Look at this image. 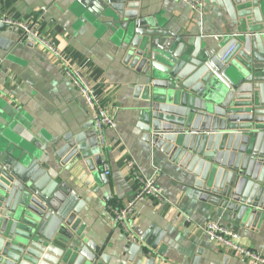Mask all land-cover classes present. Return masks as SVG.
Masks as SVG:
<instances>
[{"label":"water","instance_id":"obj_1","mask_svg":"<svg viewBox=\"0 0 264 264\" xmlns=\"http://www.w3.org/2000/svg\"><path fill=\"white\" fill-rule=\"evenodd\" d=\"M232 28L201 47L161 32L137 0H85V10L124 44V60L140 76L137 128L151 151L182 171L186 188L212 206L234 232H264V0H207ZM0 22V33L6 31ZM13 43L0 36V50ZM0 109V264H108L85 237L84 201L55 180L73 160H102L90 127L39 149L6 122ZM4 116V117H3ZM165 231L152 226L128 244L129 255L156 250ZM201 253L197 252L195 263ZM224 258L222 264H226Z\"/></svg>","mask_w":264,"mask_h":264},{"label":"crops","instance_id":"obj_2","mask_svg":"<svg viewBox=\"0 0 264 264\" xmlns=\"http://www.w3.org/2000/svg\"><path fill=\"white\" fill-rule=\"evenodd\" d=\"M137 2L150 29L161 32L160 44L168 40L170 45L178 36L182 42L200 39L203 47L210 37L232 28L228 15L207 0L200 10L179 0ZM84 6L85 0H0V19L37 22L40 36L67 62L83 68L115 118L116 130H105L101 161L97 163L92 156L89 164L73 160L56 168V182L65 183L85 202L80 215L85 237L102 248L108 264H222L224 258H228L226 264H249L205 237L203 227L208 222L227 226L229 220L186 188L182 171L152 152L144 141V133L137 128L140 76L124 60V44L109 32L104 19H93ZM0 36L13 43L6 52L0 50V109L7 112L6 122L1 123L47 151L52 150V141L61 142L67 134L90 127V114L64 76L62 62L14 30L6 29ZM89 130L95 136L93 125ZM130 160L144 175L156 179L166 198L163 203L140 200L139 216L133 219L137 244L151 226L164 230L165 237L156 250L144 246L132 257L125 233L112 225L106 206L123 207L137 193L128 168ZM237 234L244 248L264 257V232L241 229ZM198 251L201 255L195 263Z\"/></svg>","mask_w":264,"mask_h":264},{"label":"built area","instance_id":"obj_3","mask_svg":"<svg viewBox=\"0 0 264 264\" xmlns=\"http://www.w3.org/2000/svg\"><path fill=\"white\" fill-rule=\"evenodd\" d=\"M187 4L193 10L203 8V0H179ZM45 10L43 9L42 12ZM9 30L19 33L23 40H31L38 46L49 52L55 59L62 62V72L76 88L81 100L86 106L93 124V133L97 139L99 149L105 144V130H116L115 118L106 110L99 93L83 73V68L67 62L56 48L40 36L37 29V22L23 20L0 19ZM132 181L138 186L135 196L123 207L114 208L108 203L107 210L110 213V221L113 226L119 227L125 233L129 244H137L138 239L133 230V219L139 216V202L142 199H149L153 202L163 203L166 201L164 190L157 184L156 179L144 175L138 166L130 160L128 163ZM107 173V172H105ZM203 233L207 240L217 244L224 249L233 251L244 258L249 264H264V257L254 251L244 248L239 236L230 227L210 221L203 227Z\"/></svg>","mask_w":264,"mask_h":264}]
</instances>
